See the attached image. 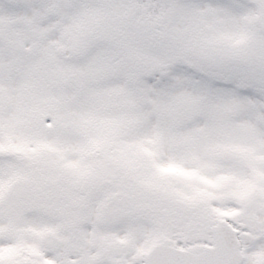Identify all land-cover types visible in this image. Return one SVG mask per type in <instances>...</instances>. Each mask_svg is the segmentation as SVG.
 I'll return each mask as SVG.
<instances>
[{
  "label": "snow or ice",
  "instance_id": "snow-or-ice-1",
  "mask_svg": "<svg viewBox=\"0 0 264 264\" xmlns=\"http://www.w3.org/2000/svg\"><path fill=\"white\" fill-rule=\"evenodd\" d=\"M0 264H264V0H0Z\"/></svg>",
  "mask_w": 264,
  "mask_h": 264
}]
</instances>
